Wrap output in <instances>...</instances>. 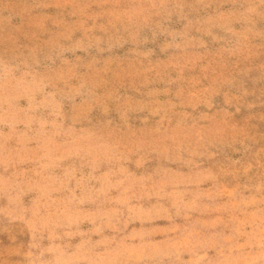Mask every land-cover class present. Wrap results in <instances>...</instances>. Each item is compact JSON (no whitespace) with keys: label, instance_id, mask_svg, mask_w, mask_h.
<instances>
[{"label":"rangeland","instance_id":"1","mask_svg":"<svg viewBox=\"0 0 264 264\" xmlns=\"http://www.w3.org/2000/svg\"><path fill=\"white\" fill-rule=\"evenodd\" d=\"M0 264H264V0H0Z\"/></svg>","mask_w":264,"mask_h":264}]
</instances>
